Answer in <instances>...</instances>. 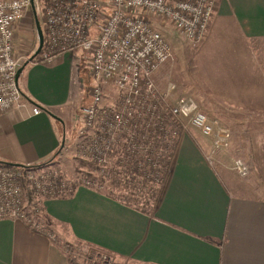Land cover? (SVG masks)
<instances>
[{
    "label": "crops",
    "instance_id": "crops-1",
    "mask_svg": "<svg viewBox=\"0 0 264 264\" xmlns=\"http://www.w3.org/2000/svg\"><path fill=\"white\" fill-rule=\"evenodd\" d=\"M27 20L15 24L18 52L29 42ZM73 55L50 63L38 55L23 67L25 102L0 113L1 162L41 164L69 139ZM185 66L186 95L230 130L228 146L209 161L208 138L181 135L151 212L84 186L45 199V224L58 240L104 250L112 264H264V0H216ZM236 158L247 176L233 170ZM0 264L83 263L23 220L0 218Z\"/></svg>",
    "mask_w": 264,
    "mask_h": 264
},
{
    "label": "built area",
    "instance_id": "built-area-1",
    "mask_svg": "<svg viewBox=\"0 0 264 264\" xmlns=\"http://www.w3.org/2000/svg\"><path fill=\"white\" fill-rule=\"evenodd\" d=\"M33 5L35 13L36 7L41 11L39 55L44 62L76 50L89 54L90 102L80 110L77 133L79 146L85 147L84 153L105 184L109 171L117 169L133 171L131 175L156 185L161 164L170 170L178 140L192 129L209 139V161L228 146L230 130L209 119L193 96L173 98L174 82L160 90L153 79V73L173 59L171 45L160 28L169 24L188 46H197L216 0H108L107 4L99 0H33ZM31 11V0H0V113L25 102L16 74L34 61L30 56L37 48L31 54L17 51L15 24ZM111 90L112 103L102 104ZM41 111L33 106V113ZM112 155L117 161L114 166L109 161ZM232 168L243 177L249 173L239 158L233 160ZM65 182L56 173L29 164L8 167L0 163V218L23 220L46 234L66 256L79 260L80 255L44 229L38 201L33 198L37 191L66 196ZM69 190L70 194L74 189ZM98 256L92 252L82 255L88 264L113 262L97 260Z\"/></svg>",
    "mask_w": 264,
    "mask_h": 264
},
{
    "label": "rangeland",
    "instance_id": "rangeland-1",
    "mask_svg": "<svg viewBox=\"0 0 264 264\" xmlns=\"http://www.w3.org/2000/svg\"><path fill=\"white\" fill-rule=\"evenodd\" d=\"M99 1L104 2L106 4L108 3V0H99ZM35 9H36V16L39 22H41V11L38 7H36ZM27 19H28L27 20L28 23L26 30L31 31V33L29 35L30 38L28 39L29 42H27V45L23 44L24 47L22 50L28 51V53L31 54L38 47V38L36 35V28H35L36 26H35V18L33 11L29 12V14L27 15ZM160 31L163 33V35L166 37V39L171 45V48L173 50V59H171L166 63H163L161 65L162 67H160L157 71L153 73V79L160 90H163L165 88L167 82L169 81L174 82L176 84V89L173 91V98L186 95L185 87L187 84L191 86L192 82L186 76V74L188 75V73L185 66V56L186 53L188 54V52H191L192 49H194L196 46L195 47L188 46L186 42H184L182 36L175 33L169 24H165L164 27L160 28ZM73 54H74L73 55L74 62L76 64L73 67L74 71L72 75L71 90H70L71 105L69 106V111L71 114V118L69 120V124L66 125L65 128L66 138L69 139L63 143L59 153H57L54 156L53 158L54 161L52 163L35 166L37 168H41L46 173L47 172L56 173L59 179L66 181L65 185L67 186V189L65 188L64 191L67 193L66 196L70 195L68 192L70 191L69 189L71 188L76 189L79 186L90 188L84 185V182L86 180L93 181L92 178H97V177L102 179L101 174L95 169L94 165L91 163V161L87 158V155L84 153L86 152L85 147L77 145V141L74 142V139L78 137L77 131L80 128V117H78V114L79 113L81 114L80 109L82 108L83 104L86 105L90 102V98L88 96V86L90 85L91 77L89 74V65H88L89 54L86 51H82V50H76L73 52ZM113 97H114V91L111 90L110 92H108L107 97L103 99L102 104L110 105L113 101ZM191 134L196 139L197 134L200 133L197 130L192 129L189 131V136H191ZM109 161L112 162L111 164L112 166L116 165L117 163L116 156L112 155ZM120 172H121L120 175L116 176L115 178L119 179L117 180V184H121V185L114 187L112 189L113 192H117L119 190L125 189V195L127 194L139 195L143 193V191H145L142 187L139 188L141 184L139 181L142 182L141 179H138V177L136 176V177H132V180H129L128 179L129 177L125 176L123 170H121ZM126 180L129 181L128 184L123 182ZM123 185L125 187H123ZM107 186L108 185L102 187L101 191L103 192L107 191L106 188ZM128 186H133V187L128 190L126 189L128 188ZM34 195L33 198H35L38 201L37 205L40 209V214L38 213L39 221L44 227V229L49 228L45 224L46 221L43 217V201L49 198H54V197L57 198L61 196L63 197L64 195L56 196L59 194L54 192L53 195H51L41 191H37L36 194ZM27 202L30 204V200ZM29 204H27V206ZM52 233L54 232L52 231ZM61 241L62 243L67 244L72 250V252L77 255V257H79V255L81 256L79 260L73 259L77 262L88 264L86 259L83 258L82 255L90 252H92L94 255L99 254L97 260L100 259L102 261H106V259H109L111 262L113 259L112 256L111 258H109L108 253L105 252L104 250H101L90 244L81 241H69L63 239H61ZM102 255L106 257H102Z\"/></svg>",
    "mask_w": 264,
    "mask_h": 264
},
{
    "label": "trees",
    "instance_id": "trees-1",
    "mask_svg": "<svg viewBox=\"0 0 264 264\" xmlns=\"http://www.w3.org/2000/svg\"><path fill=\"white\" fill-rule=\"evenodd\" d=\"M40 53V52H39ZM38 54L34 55V58L35 57H38ZM34 54V53H33ZM32 54V55H33ZM61 148V147H60ZM60 149H58L55 153H59ZM55 154V155H56ZM54 156L49 158L47 161L41 163V164H38V165H34V166H39V165H45V164H49V163H52L54 160H53ZM163 161H161L162 163ZM1 164L5 165V166H8V167H23L24 165H17V164H13V163H9V162H1ZM121 170H117V169H112L109 171V173L107 174L106 176V179H108V183L105 184V178L102 177V179L100 178H92L93 181L91 180H86L84 182V185L90 187V188H93L115 200H119V201H123L127 204H135V205H140L141 208L151 212V210L153 209V207L155 206L158 198H159V193H160V190L161 188L163 187L164 185V182H165V179L168 175V172H169V169L168 167H166L164 165V163L161 164V168L157 171V177H158V183L156 184V186L152 185L150 186L149 189H147L145 186H139V188H143L145 191H143V193L137 195V196H133L131 198V196H128V195H125V189L124 190H119L117 192H113L112 189L116 186H119L121 184H117V180L119 179H116L115 177L120 175V172ZM133 171H128V170H123V173L125 174V176L127 177H131V173ZM123 178V177H122ZM116 179V180H114ZM142 181L145 183L148 180V178H142ZM125 183H129L128 180L126 181H123ZM142 185L144 184L143 182L139 181ZM105 185H108L106 188H107V191L103 192L101 191V188L104 187ZM126 185V184H125ZM145 185V184H144ZM123 187H125L123 185ZM133 186H128V188L126 189H130L132 188ZM147 189V191H146ZM139 191V190H138Z\"/></svg>",
    "mask_w": 264,
    "mask_h": 264
},
{
    "label": "water",
    "instance_id": "water-1",
    "mask_svg": "<svg viewBox=\"0 0 264 264\" xmlns=\"http://www.w3.org/2000/svg\"><path fill=\"white\" fill-rule=\"evenodd\" d=\"M32 1V9L34 12V18H35V26H36V32H37V37H38V47L35 50L34 54L31 56V59L34 57V55L38 54L41 50L42 44H43V33H42V29L39 23V20L36 16L35 10H34V5H33V0ZM24 66L20 67L17 71L16 77L19 76L20 72L22 71Z\"/></svg>",
    "mask_w": 264,
    "mask_h": 264
}]
</instances>
